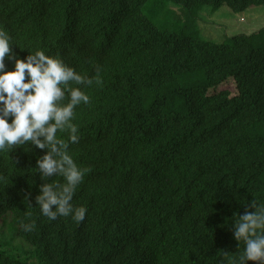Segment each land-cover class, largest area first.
Segmentation results:
<instances>
[{"label": "trees", "instance_id": "obj_1", "mask_svg": "<svg viewBox=\"0 0 264 264\" xmlns=\"http://www.w3.org/2000/svg\"><path fill=\"white\" fill-rule=\"evenodd\" d=\"M206 6L242 14L264 0H0L5 71L43 50L93 80L69 82L90 97L74 108L77 142L57 132L87 170L71 201L85 219L49 220L36 203L65 183L37 163L59 144L0 153V264H238L235 222L264 203V27L204 40ZM61 87L57 107L70 102Z\"/></svg>", "mask_w": 264, "mask_h": 264}, {"label": "clouds", "instance_id": "obj_2", "mask_svg": "<svg viewBox=\"0 0 264 264\" xmlns=\"http://www.w3.org/2000/svg\"><path fill=\"white\" fill-rule=\"evenodd\" d=\"M10 46L9 35L0 30V104L3 105L0 109V153L27 141L41 149L47 144L56 153L55 146L59 144L58 159L46 155L37 163L45 176L58 172L65 183L59 184V188L56 183L44 186L36 203L41 214L49 220L71 216L76 222H82L87 209L83 206L74 208L71 201L87 170L78 167L64 149L68 142L74 144L78 140V128L72 123L74 108L81 103L87 105L90 97L80 88H70L69 82L91 86L93 80L77 74L62 60L47 56L43 50L29 55L26 62L16 59L14 70L5 71L4 60L6 57L11 59ZM25 73L30 78L27 83L24 82ZM95 83L99 85L101 80L96 78ZM61 85L69 91L70 102L64 107H57L55 102L64 96ZM10 115L11 123L7 120ZM49 120L54 123L45 127ZM58 131H67L68 142L57 137ZM38 136H44L45 142L39 141ZM52 206H55L54 211ZM249 206L255 211L239 217L234 225V238L245 245L238 264L249 261L264 264V203L252 202ZM23 227L25 231H31L34 224H24ZM229 264L233 261L230 260Z\"/></svg>", "mask_w": 264, "mask_h": 264}, {"label": "rangeland", "instance_id": "obj_3", "mask_svg": "<svg viewBox=\"0 0 264 264\" xmlns=\"http://www.w3.org/2000/svg\"><path fill=\"white\" fill-rule=\"evenodd\" d=\"M168 8H171V3L167 4ZM199 22L197 25V33L200 38L212 41L221 42L224 39L230 38L236 34H247L252 30H256L264 27V6L249 9L242 14H234L226 7H221L218 10L212 12V9L208 6L203 7L199 12ZM0 223L1 231L5 233V226ZM13 233L10 232V236ZM10 243V247L14 254H19L21 257L27 258L28 255L20 254V251H28L31 248L24 243L20 238ZM33 264H39L34 259L30 258Z\"/></svg>", "mask_w": 264, "mask_h": 264}]
</instances>
